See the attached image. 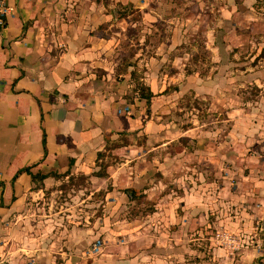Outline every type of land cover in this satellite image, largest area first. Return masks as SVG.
Instances as JSON below:
<instances>
[{"label":"crops","instance_id":"1","mask_svg":"<svg viewBox=\"0 0 264 264\" xmlns=\"http://www.w3.org/2000/svg\"><path fill=\"white\" fill-rule=\"evenodd\" d=\"M247 2L256 9L253 1ZM108 4L105 0H6L13 10L0 28V264H28L27 252L35 255L33 264H256L264 248L249 245L237 253L233 245H226L224 234L245 236L255 223L260 232L264 230V173L239 174L213 156L205 160L213 167L223 164L222 170L229 166V174L221 171L219 175L218 168L212 178L200 173L175 174L181 163L173 173L169 153L160 160L148 155L154 149L168 148L167 140L134 158L131 155L139 146L124 145L117 149L120 153L128 150L119 166H109L106 176L92 175L102 160L99 154L105 151L107 137L136 131L140 119L146 117L138 110V97L135 104L125 107L122 96L107 82L110 73L96 74L111 69L107 38L101 33L112 18L106 12ZM257 7L256 13L250 12L251 20L264 27V13ZM247 63H242L247 79L250 70H264L261 60ZM242 114L238 109L229 112L234 120ZM239 122L246 126L243 133L248 132L243 118ZM260 135L261 139H250L242 147H254L258 141L264 150V130ZM241 155L232 158L239 163L250 161L247 167L264 168L261 154L253 162L248 154ZM158 164L165 170L157 179L152 171ZM75 173L91 175L92 182L101 183L89 193L80 190L85 194L83 206L92 209L87 223L73 228L81 231V245L86 247L101 239L102 253L84 254L72 238L65 242L71 250L43 245L41 215L37 214L41 209L29 206L30 198H40L63 177ZM109 182L139 190L133 200L122 190L113 196L125 203L119 213L136 208L140 215L115 220L107 234V211H118L119 204L100 207L99 200L92 198ZM173 182L177 188L170 190ZM141 199L148 203L143 211L136 205H144V201L138 203ZM80 210L88 213L85 207ZM110 245L113 253L106 250Z\"/></svg>","mask_w":264,"mask_h":264},{"label":"rangeland","instance_id":"2","mask_svg":"<svg viewBox=\"0 0 264 264\" xmlns=\"http://www.w3.org/2000/svg\"><path fill=\"white\" fill-rule=\"evenodd\" d=\"M105 1L109 2L106 12L112 18L104 24L106 32L101 33L107 38V59L110 60L111 69H102L96 74L102 77L110 73L107 82L112 84L114 92L122 96L125 107L136 102L135 97H138V110L146 117L140 119L136 131L122 132L115 138L107 137L105 151L100 152L99 158L102 160L98 161V170L92 175L106 176L109 166H119L128 150L120 153L117 149L124 145L134 143L139 146L137 152L131 155L134 158L145 153L146 148L167 140L170 141L168 148L154 149L148 155L150 159L160 160L165 153H169L172 161L169 167L173 173L178 163H181L180 171L175 174L200 173L203 178H212L217 175L215 168H218L219 175L221 171L229 174L226 171L229 166L239 174L264 173L263 166L247 167L250 161L241 164L240 160L232 158L240 152L243 157L247 154L251 156V162L258 161L259 154L264 156L258 141L255 145L251 144L254 147H242L250 139L255 141L263 137L260 132L264 130V119L261 118L264 114V70H250L251 78L247 79L248 74L242 72V66H245L242 63L257 64L261 60L264 66V27L251 20L250 16V12L256 13L259 8L257 5L261 8L259 12L264 13V0H250L255 10L251 9L247 0ZM126 12L128 15H124ZM228 76L235 80H226ZM258 79H262V83ZM143 85L153 89L154 97L150 106L138 89ZM236 109L243 114L234 120L229 112ZM242 118L249 125L246 133H243L247 131L246 126L239 122ZM233 130L234 133H231ZM253 130L260 131L250 133ZM213 156L229 163V166L225 165L224 170L220 163L213 167L205 160ZM230 158L233 162L227 161ZM156 168L158 170L153 169L152 172L158 179L165 168H160V164ZM90 176L75 173L63 177L40 198L28 200L29 206L41 209L37 214L41 215L39 233L43 245H54L55 250L62 246L71 250L65 242L72 238L73 245H80L79 250L84 251V254L102 253L101 239L86 247L81 245L78 234L81 231L73 228L87 223L89 209H92L83 206L81 196L85 194L80 190L89 193L101 187V183L92 182ZM104 185L92 199H98L100 207L119 204L118 211H107L108 234V227L115 220L140 213H136V208L124 209L119 213L125 203L113 195H119L120 190L125 192L126 186L115 187L111 182ZM176 188L177 183L170 184V190ZM131 189L139 191L134 187ZM138 203L144 204L139 206L136 203L141 207L138 208L140 211L148 205L145 199ZM72 205H75L74 209ZM262 205L264 207V200ZM82 207L87 208L88 213L80 210ZM97 215L98 212L94 214L95 217ZM256 227L257 223L253 231L249 230L242 237L226 231V245L229 248L233 245L231 249L237 253L249 245L264 248V240L258 241L260 236L264 237V230L260 232ZM216 238L218 240V235ZM105 244L107 247L108 240ZM106 250L111 253L114 251L111 245ZM25 256L28 264L34 263L32 259L35 255L27 252ZM263 258L260 256L256 264H264Z\"/></svg>","mask_w":264,"mask_h":264},{"label":"trees","instance_id":"3","mask_svg":"<svg viewBox=\"0 0 264 264\" xmlns=\"http://www.w3.org/2000/svg\"><path fill=\"white\" fill-rule=\"evenodd\" d=\"M124 15H128V13L126 12V13H124ZM138 89L141 90V97L145 98L147 100V104L150 106L151 105V99L154 97L153 91L144 85L139 87ZM99 156H100V154H99ZM124 191L129 196V198L131 200L137 198L135 189L127 188Z\"/></svg>","mask_w":264,"mask_h":264},{"label":"built area","instance_id":"4","mask_svg":"<svg viewBox=\"0 0 264 264\" xmlns=\"http://www.w3.org/2000/svg\"><path fill=\"white\" fill-rule=\"evenodd\" d=\"M12 10V8H9L6 5V0H0V28L5 26L7 22V14Z\"/></svg>","mask_w":264,"mask_h":264}]
</instances>
